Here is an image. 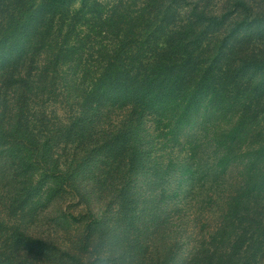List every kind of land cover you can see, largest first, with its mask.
Masks as SVG:
<instances>
[{
	"label": "trees",
	"instance_id": "trees-1",
	"mask_svg": "<svg viewBox=\"0 0 264 264\" xmlns=\"http://www.w3.org/2000/svg\"><path fill=\"white\" fill-rule=\"evenodd\" d=\"M0 264H264V0H0Z\"/></svg>",
	"mask_w": 264,
	"mask_h": 264
},
{
	"label": "rangeland",
	"instance_id": "rangeland-1",
	"mask_svg": "<svg viewBox=\"0 0 264 264\" xmlns=\"http://www.w3.org/2000/svg\"><path fill=\"white\" fill-rule=\"evenodd\" d=\"M55 109L60 117L65 118V109L60 104H57ZM87 209H91L92 212L102 209L100 201L94 194L91 193L80 201L75 195L64 193L47 205L46 209L31 222L27 231L45 240L63 241V244H67L81 231V224L71 220V215L83 214L85 219ZM182 225H185V222L180 220V227Z\"/></svg>",
	"mask_w": 264,
	"mask_h": 264
}]
</instances>
